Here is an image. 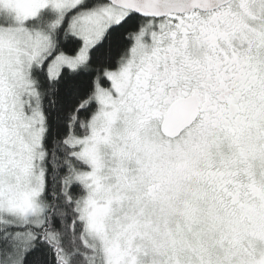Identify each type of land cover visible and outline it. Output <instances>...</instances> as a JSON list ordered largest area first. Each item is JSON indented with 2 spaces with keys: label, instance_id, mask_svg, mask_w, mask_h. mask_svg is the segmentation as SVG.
Listing matches in <instances>:
<instances>
[{
  "label": "snow or ice",
  "instance_id": "6c2138e0",
  "mask_svg": "<svg viewBox=\"0 0 264 264\" xmlns=\"http://www.w3.org/2000/svg\"><path fill=\"white\" fill-rule=\"evenodd\" d=\"M0 264H264V0H0Z\"/></svg>",
  "mask_w": 264,
  "mask_h": 264
}]
</instances>
